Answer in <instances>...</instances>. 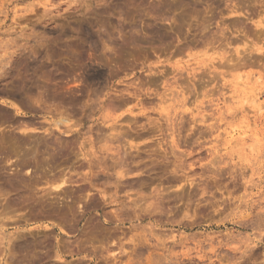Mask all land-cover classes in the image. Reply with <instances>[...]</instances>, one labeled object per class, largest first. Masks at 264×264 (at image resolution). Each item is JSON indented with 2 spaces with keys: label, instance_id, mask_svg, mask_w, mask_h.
<instances>
[{
  "label": "rangeland",
  "instance_id": "obj_1",
  "mask_svg": "<svg viewBox=\"0 0 264 264\" xmlns=\"http://www.w3.org/2000/svg\"><path fill=\"white\" fill-rule=\"evenodd\" d=\"M261 212L264 0H0V264H264Z\"/></svg>",
  "mask_w": 264,
  "mask_h": 264
},
{
  "label": "bare ground",
  "instance_id": "obj_2",
  "mask_svg": "<svg viewBox=\"0 0 264 264\" xmlns=\"http://www.w3.org/2000/svg\"><path fill=\"white\" fill-rule=\"evenodd\" d=\"M13 66V65H12ZM6 74V73H5ZM7 75V74H6ZM7 77V76H6ZM5 78V77H4ZM3 78V79H4ZM248 83L247 82H238L237 83V85H236V88H235V91L234 92H239L240 94H242V93H245V90H248V89H250L248 86ZM242 86V88H238V87H241ZM253 93V92H252ZM248 96V95H247ZM243 98H244V100H246V102H247V100H251V103H254V102H256V101H258V96L257 95H255V93L254 94H252V96L251 97H249L248 96V98H245L244 97V95H243ZM120 99V98H119ZM244 103H245V101H244ZM249 105V104H248ZM253 105V104H252ZM263 105V104H262ZM250 108V107H249ZM256 108V107H255ZM59 122V121H58ZM60 123H61V121H60ZM57 125V124H56ZM55 125V126H56ZM115 125H113V127H114ZM112 128V127H111ZM115 128V127H114ZM114 128H112V129H114ZM70 130V129H69ZM115 130V129H114ZM122 134V133H121ZM125 134V133H124ZM117 137V136H116ZM119 137V136H118ZM119 138H121V137H119ZM117 139V138H116ZM118 140V139H117ZM92 150H93V148H92ZM106 151V150H105ZM107 151H108V149H107ZM104 152V151H103ZM94 153V152H93ZM95 154V153H94ZM84 155V154H83ZM90 156V155H89ZM86 158V157H85ZM121 161V160H120ZM115 162V161H114ZM118 162H116L115 164H117ZM120 163V162H119ZM118 163V164H119ZM89 164V163H88ZM117 164V165H118ZM120 165H122V164H119V166ZM92 167H93V165H92ZM117 167V166H116ZM113 168V167H112ZM120 168V167H119ZM105 169V168H104ZM108 169H109V167H108ZM122 169V168H121ZM119 170V169H118ZM103 171V170H102ZM130 171V170H129ZM106 172H108V171H106ZM117 172V171H116ZM121 172H124V171H121ZM89 173V172H88ZM103 173H104V171H103ZM127 173H128V171H127ZM109 174V173H108ZM115 174H117V173H115ZM115 174H114V176H115ZM122 174H125V173H122ZM94 176V175H93ZM112 176V175H111ZM125 176V175H124ZM86 177V176H85ZM89 177V176H88ZM95 178V177H94ZM63 179V178H62ZM67 179V178H66ZM85 179V178H84ZM83 179V181H85ZM89 179V178H88ZM118 179V178H117ZM120 179V178H119ZM63 180H65V179H63ZM86 180H87V178H86ZM66 181V180H65ZM61 182V183H59V184H57L56 185V183H55V185H53L52 186V189H53V192H55L56 194L58 193V190H60L61 188H63V185L64 184H67V182L69 183V182H71V180H67L66 182ZM89 181H91V180H89ZM115 182V181H114ZM87 183V182H86ZM93 183V182H92ZM109 183V182H108ZM68 186V185H67ZM66 188V187H65ZM50 188H47V196H48V190H49ZM45 190V189H44ZM55 190V191H54ZM46 191V190H45ZM44 191V192H45ZM50 191V190H49ZM60 193V192H59ZM49 194H52L51 192L49 193ZM55 194V195H56ZM46 195V194H45ZM53 195V194H52ZM57 197H58V195H56ZM56 197V198H57ZM59 198V197H58ZM64 198H62V200H63ZM60 200V199H59ZM135 204V203H134ZM262 213H264V212H261V214ZM261 216V215H260ZM257 217V216H256ZM258 218V217H257ZM254 220V221H253ZM252 221L253 222H255L256 220H255V218L253 219ZM252 221H251V224L253 225V223H252ZM250 222V221H249ZM256 224H254V225H256L257 227V229H258V227L260 228V227H262L261 228V231H262V229L264 228V215L262 216V217H260V218H258V220L255 222ZM247 224H249V223H247ZM251 224H250V226H251ZM246 227V226H245ZM247 227H249V226H247ZM255 227V226H254ZM254 227H252L251 226V228H254ZM0 228H1V226H0ZM2 229V228H1ZM0 229V230H1ZM245 229V228H244ZM255 229V228H254ZM3 230V229H2ZM253 230V229H252ZM3 233V232H2ZM262 235V234H261ZM258 237V236H257ZM141 238V237H140ZM136 239V241H138L139 240V243L140 242H142L143 240H142V238L141 239ZM256 238V237H255ZM259 238V237H258ZM144 239V238H143ZM2 240H4L3 238H2ZM1 240V241H2ZM140 240H142V241H140ZM249 241H246V242H244V251H245V249H247L250 245H253L254 243H255V246H258V245H260V246H258L259 248L260 247H262L263 246V241H264V235L262 236V238H261V236H260V239H257L258 241L257 242H254L253 241V239H248ZM146 241V240H145ZM134 242V241H133ZM147 242H148V240H147ZM134 243H137L136 245H138V242H134ZM228 243V245H230V246H232L233 248H228L229 250H231L230 252H234V254L236 253V252H238V251H240V248H238L236 245H231V244H229V242H227ZM219 244H220V242H219ZM221 244H223V243H221ZM235 244V243H234ZM226 245L227 244H225V247H226ZM227 245V246H228ZM229 247V246H228ZM253 248V247H252ZM102 249V248H101ZM123 249V248H122ZM250 250V249H249ZM251 250H253V249H251ZM123 251V250H122ZM246 251H248V249L246 250ZM121 252V251H120ZM257 252V251H256ZM116 253V252H115ZM121 253H123V252H121ZM127 253V252H126ZM131 253V252H130ZM241 253V252H240ZM240 253H239V255H240ZM253 253V251H251L250 252V254H252ZM112 254V253H111ZM234 254H233V256H234ZM256 254V253H255ZM101 255H102V253H101ZM114 255V254H113ZM112 255V256H113ZM117 255V254H116ZM120 255H123V254H120ZM230 256H232L231 254H229ZM236 255H238V253H236ZM124 256V255H123ZM230 256H227V257H230ZM250 256V255H249ZM104 257V256H103ZM109 257H111V256H109ZM118 257V256H117ZM117 257H116V259H117ZM235 257V256H234ZM100 258H102V256L100 257ZM238 258V257H237ZM240 258L242 259V257L240 256ZM230 259V258H229ZM234 259V258H233ZM244 259V258H243ZM158 260V259H157ZM117 260H115V262H116ZM130 261H132V260H130ZM152 261H154V260H152ZM155 263H156V261H154ZM154 262H151V260L149 261V263L148 264H150V263H154ZM130 263H132V262H130ZM118 264H120V263H118ZM122 264H123V262H122ZM127 264V263H126ZM129 264V263H128ZM239 264H241L240 262H239Z\"/></svg>",
  "mask_w": 264,
  "mask_h": 264
}]
</instances>
